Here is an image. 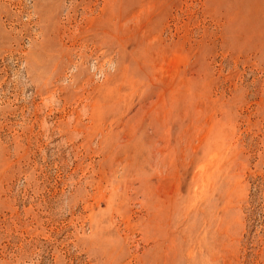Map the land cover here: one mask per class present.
<instances>
[{"label":"rangeland","instance_id":"rangeland-1","mask_svg":"<svg viewBox=\"0 0 264 264\" xmlns=\"http://www.w3.org/2000/svg\"><path fill=\"white\" fill-rule=\"evenodd\" d=\"M0 264H264V0H0Z\"/></svg>","mask_w":264,"mask_h":264}]
</instances>
